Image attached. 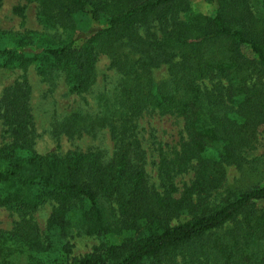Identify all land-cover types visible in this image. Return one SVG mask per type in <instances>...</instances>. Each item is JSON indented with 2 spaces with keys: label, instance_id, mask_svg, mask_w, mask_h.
Instances as JSON below:
<instances>
[{
  "label": "trees",
  "instance_id": "obj_1",
  "mask_svg": "<svg viewBox=\"0 0 264 264\" xmlns=\"http://www.w3.org/2000/svg\"><path fill=\"white\" fill-rule=\"evenodd\" d=\"M28 1L38 3L41 23L66 35L39 44L32 31L10 32L0 67L36 64L80 95L96 84L99 58L110 57L121 74L116 100L103 96L102 111L73 112L56 132L108 129L115 150L38 152L32 86L22 76L7 87L0 208L18 219L0 230V264H264V183L228 186L229 168L246 171L248 153L264 141V0H206L213 14L193 12L191 0ZM80 13L99 25L82 42ZM146 114L184 121L179 149L160 143L158 183L139 131ZM191 172L180 187L177 178ZM46 205L48 236L35 219ZM75 233L99 244L71 257L64 240Z\"/></svg>",
  "mask_w": 264,
  "mask_h": 264
},
{
  "label": "rangeland",
  "instance_id": "obj_2",
  "mask_svg": "<svg viewBox=\"0 0 264 264\" xmlns=\"http://www.w3.org/2000/svg\"><path fill=\"white\" fill-rule=\"evenodd\" d=\"M18 6H26L25 17L15 13ZM193 12L213 14L216 6L206 0H191ZM79 28L78 42H82L87 34L96 30L99 25L93 21L87 13L76 16ZM34 32L39 44L48 40L60 41L66 33L58 28L47 26L39 19V6L37 2L28 0H0V46L9 45L13 38L8 37L11 33ZM3 33H7L4 34ZM9 34V35H8ZM8 35V36H7ZM245 52L253 56L250 48ZM22 76H27L32 86V106L36 117V149L42 154L57 152L66 155L70 151L100 150L105 156L110 157L114 153L115 143L108 129L98 134L69 137L65 134H57L56 127L59 123L73 112L97 113L104 109V102L116 100L119 91L118 85L121 74L111 68V59L102 55L97 63V82L93 88L83 94H72L63 76L55 77L53 81L46 80L39 72L36 64L29 66L26 70L20 68L0 67V96L3 91L13 85ZM105 96V101L102 97ZM184 130V121L172 116H161L159 114H146L140 120V135L144 147L148 152L147 169L151 175V181L158 183L159 146L160 143L167 150L175 147L179 149V142ZM10 140L7 129L0 121V146ZM246 171H241L235 166L229 168L228 186L233 184L253 185L264 183V141L258 150L248 153ZM194 173L180 175L177 178L180 187L193 179ZM223 189L220 191L222 192ZM52 213V206L46 205L35 213V219L42 228L45 236H48L47 222ZM18 216L6 209L0 208V230L10 231L14 228ZM70 241L73 245L71 257H82L99 244L95 237L75 233L64 242ZM54 258L59 262L66 259L63 253H54ZM49 264H54L50 262Z\"/></svg>",
  "mask_w": 264,
  "mask_h": 264
}]
</instances>
